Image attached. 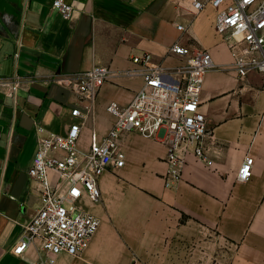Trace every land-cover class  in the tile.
Listing matches in <instances>:
<instances>
[{
    "label": "crops",
    "instance_id": "crops-1",
    "mask_svg": "<svg viewBox=\"0 0 264 264\" xmlns=\"http://www.w3.org/2000/svg\"><path fill=\"white\" fill-rule=\"evenodd\" d=\"M67 1L69 19L53 0H0V78L22 79L16 97L0 90V264H48L37 243L20 255L12 250L40 207L29 174L39 137L78 122L87 153L92 132L102 137L116 121L108 104L125 106L143 85L133 56L148 52L172 68L183 59L170 51L176 41L213 55L201 92L213 165L188 153L182 178L166 186L164 132H123L125 164L104 172L97 201H80L100 218L98 230L82 253L62 252L54 264H264V74L234 69L215 28L217 8L197 9L195 0ZM95 65L111 75L96 100L83 99L71 82ZM247 156L253 175L239 181Z\"/></svg>",
    "mask_w": 264,
    "mask_h": 264
},
{
    "label": "built area",
    "instance_id": "built-area-1",
    "mask_svg": "<svg viewBox=\"0 0 264 264\" xmlns=\"http://www.w3.org/2000/svg\"><path fill=\"white\" fill-rule=\"evenodd\" d=\"M212 4L217 8L215 28L227 43L232 65L239 76L251 71L264 74V0H195L197 9ZM53 7L64 18L72 16L74 6L67 0H53ZM184 29L183 24H179ZM171 52L180 55L181 63L172 68L153 60L151 53L136 54L144 81L140 90L125 106L108 104L116 121L104 136L91 134L87 153L79 150L81 124H71L66 134L51 132L39 137V145L29 168L40 192V207L25 224L22 236L12 248L22 254L33 243L46 254L48 264L62 252L82 253L90 244L101 220L80 206L83 198L97 201L101 196L99 180L110 167H122L125 154L119 139L125 131L153 137L164 132L168 145L166 186L182 178L185 156L193 153L207 165L213 160L207 153L205 138L209 126L201 111V92L205 74L215 66L208 49H194L176 41ZM111 69L105 65L81 71L71 85L83 99L96 100ZM22 79L0 78V90L16 97ZM74 115L82 114L79 107ZM43 128L39 127V131ZM253 156L239 167L237 179L247 181L253 175ZM246 170V171H245Z\"/></svg>",
    "mask_w": 264,
    "mask_h": 264
},
{
    "label": "rangeland",
    "instance_id": "rangeland-1",
    "mask_svg": "<svg viewBox=\"0 0 264 264\" xmlns=\"http://www.w3.org/2000/svg\"><path fill=\"white\" fill-rule=\"evenodd\" d=\"M228 252H226V250H225V259L228 257Z\"/></svg>",
    "mask_w": 264,
    "mask_h": 264
},
{
    "label": "snow or ice",
    "instance_id": "snow-or-ice-1",
    "mask_svg": "<svg viewBox=\"0 0 264 264\" xmlns=\"http://www.w3.org/2000/svg\"><path fill=\"white\" fill-rule=\"evenodd\" d=\"M246 171V170H245Z\"/></svg>",
    "mask_w": 264,
    "mask_h": 264
}]
</instances>
